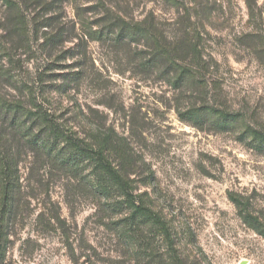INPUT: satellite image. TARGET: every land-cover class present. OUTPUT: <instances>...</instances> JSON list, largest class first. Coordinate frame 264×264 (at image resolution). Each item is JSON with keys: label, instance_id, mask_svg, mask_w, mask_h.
Masks as SVG:
<instances>
[{"label": "rangeland", "instance_id": "374dc122", "mask_svg": "<svg viewBox=\"0 0 264 264\" xmlns=\"http://www.w3.org/2000/svg\"><path fill=\"white\" fill-rule=\"evenodd\" d=\"M128 1L136 21L151 17L172 28L190 14L205 42L206 60L215 61L207 92L217 104L242 111L243 122L224 130L214 121L190 125L177 113L187 104L186 92L156 75H134L97 43H91L93 64L83 83L64 84L66 94H54L64 118L79 129L103 127L119 138L110 159L117 163L121 154L129 156L134 187L167 219L189 264H264V239L244 223L231 200L249 201L264 218V146L240 138L246 126L264 129V54L241 42L245 36L250 44L264 42V0H251L253 7L257 4L254 18L248 0H217L221 9L206 17L194 9L199 0H183L180 10L162 0ZM1 5L0 0V16ZM67 13L74 15L68 4ZM41 56L31 61L34 73L47 65ZM73 56L53 66L52 80L78 72ZM6 91L7 97L18 94ZM32 161L21 165V207L5 220L8 252L0 264H158L167 259L168 249L157 239L135 252L120 233L124 216L110 201L62 173L32 170Z\"/></svg>", "mask_w": 264, "mask_h": 264}, {"label": "trees", "instance_id": "16d2710c", "mask_svg": "<svg viewBox=\"0 0 264 264\" xmlns=\"http://www.w3.org/2000/svg\"><path fill=\"white\" fill-rule=\"evenodd\" d=\"M91 1L1 0L0 262L8 252L5 220L21 207V165L33 158L32 170L69 176L119 209L124 216L118 223L119 232L131 240L135 252L157 239L168 249L165 264H189L177 249L167 219L134 187L129 156L121 154L117 163L110 159L108 154L119 138L103 127L79 129L71 125L54 94H66L64 84L83 83L89 75V63L93 64L91 43H97L115 53L121 65H128L134 75H156L186 92L187 104L179 105L177 113L192 126L214 121L224 130L243 122L242 111L217 104L216 97H211V103L207 91L215 61L212 57V62L206 60L205 42L190 14L171 28L151 17L136 21L128 0H95L89 5ZM162 1L177 10L184 6L183 0ZM67 4L72 6L73 17L67 13ZM247 4L254 18L257 4L253 7L251 0ZM198 5L194 9L205 17L222 7L217 0H199ZM241 42L259 56L264 54L263 41L250 44L245 36ZM70 44L73 47H67ZM70 53L78 72L52 80L49 72L64 63ZM39 55L47 59L48 67L34 73L31 61ZM61 78L64 83L56 84ZM8 89L18 94L7 97L4 92ZM241 136L264 146L261 127L246 126ZM231 200L244 223L264 239V218L254 213L249 201L234 196Z\"/></svg>", "mask_w": 264, "mask_h": 264}]
</instances>
